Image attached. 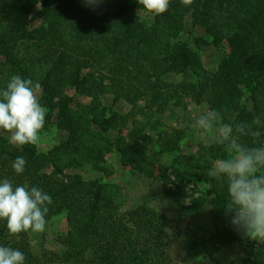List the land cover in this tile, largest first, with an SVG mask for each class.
<instances>
[{
	"label": "trees",
	"instance_id": "16d2710c",
	"mask_svg": "<svg viewBox=\"0 0 264 264\" xmlns=\"http://www.w3.org/2000/svg\"><path fill=\"white\" fill-rule=\"evenodd\" d=\"M37 3L45 27L30 30L29 15ZM136 11L153 14L152 22L138 18ZM185 32L192 35L193 45L182 38ZM207 47L223 54L214 71L204 64ZM108 57L116 68L109 76L111 87L98 83L90 104L75 102L69 91H80L82 69ZM168 72L181 73L182 80L168 83L163 77ZM13 75L40 83V103L47 108L44 129L55 126L66 136L45 153L39 144L10 143V133L0 130V180L42 189L53 200L46 219L65 213L70 230L58 238L61 251L44 246L37 250L34 232L11 235L7 221L0 220V245L22 251L25 264H171L167 216L147 203L124 210L123 188L109 180L107 157L112 152L124 168L141 172L148 137L126 138L127 115L105 105L101 95L113 93L115 103L122 98L146 99L163 111L174 95L184 94L207 103L211 110L227 109L224 123L231 122L229 117L247 123L257 116L264 120V0H193L188 6L171 0L168 11L160 15L148 12L138 0H103L95 6H86L84 0H0V89ZM52 109L57 111L54 122L48 117ZM259 130L264 141V128ZM182 139V132L176 131L164 139L162 151L178 150ZM242 141L253 146L251 137ZM212 150L227 156L217 143ZM17 157L26 161L21 174L12 167ZM182 157L161 165L157 173L141 172L162 183L176 202L182 193L165 185L169 167L180 179L211 180L201 176L199 160ZM72 169L103 176L85 180L79 173L67 172ZM211 181L192 205L180 207L198 213L215 193L225 203L223 214L213 223L218 235L225 244L248 246L250 237L226 215L227 194ZM199 245L197 239L190 244L195 250ZM252 264L264 260L256 258Z\"/></svg>",
	"mask_w": 264,
	"mask_h": 264
},
{
	"label": "rangeland",
	"instance_id": "374dc122",
	"mask_svg": "<svg viewBox=\"0 0 264 264\" xmlns=\"http://www.w3.org/2000/svg\"><path fill=\"white\" fill-rule=\"evenodd\" d=\"M40 9L41 3H37L29 15L28 28L30 30L45 27L43 18L39 14ZM136 16L148 23L153 20V14L144 11H136ZM188 29L190 30L191 26ZM192 31L194 34L199 33L197 29H192ZM182 38L193 45L192 35L189 32H185ZM222 55L221 52L212 47L204 48L203 60L206 69L216 70ZM113 60L108 57L102 62L89 61V67H84L81 71L85 79L81 84L80 91L75 89L69 91L75 102L90 104L93 99L91 92H95L98 83L103 82L108 89L111 87L109 76L116 72ZM163 77L164 80L173 85L182 80L181 73L176 72H168ZM38 94L41 95V89H39ZM101 96L105 105H110L127 115L129 122L124 127L123 133L126 138L133 141L132 137L139 139H144V136L148 137L149 148L147 157L139 167L141 172L151 170L157 173L161 165L169 166L174 159L183 156V159L192 157L199 160L200 166L202 165V169H199L201 176L210 177L208 171L213 162L223 159L218 152L213 153L212 146L216 144L215 141L210 137H204L194 127L198 115L211 110L207 103L197 102L193 97L179 94L178 96L174 95L173 102L166 110L158 111L157 105L154 108L151 107L146 99H135L136 101L129 102L122 98L115 103L113 93L107 92ZM131 99L134 100L133 96H131ZM48 117L54 122L57 111L55 109L50 110ZM176 131L182 132L183 135L180 148L176 151L163 152L161 146L164 139L173 137ZM65 136L66 134L59 131L55 126L43 129L38 143L40 150L45 153L48 152ZM107 159L108 167L112 171L109 180L123 188L122 203L124 204V210L140 203H147L167 216L170 243L166 250L171 264H252L256 258L264 260V242L250 238L248 246H238L236 244H225L220 238L213 223L216 218L223 214L221 208L225 203L217 198L218 196L215 193L208 197L205 206L198 213L192 210L185 211L180 207L181 205H192L194 198L211 187V180L216 182L218 191L227 194L226 180L220 181L212 177H210L211 180H201L200 178V180L196 178L180 179L178 171L173 167H169L165 185L171 191L177 192L180 190L182 193L179 201L176 202L172 196L165 193L162 183L147 179L141 172L137 171L138 169L124 168L116 152L110 153ZM205 161H208V163L204 164ZM67 172L69 174L79 173L85 180L97 179L103 176L102 173L76 169ZM222 226V221H219L218 228ZM69 230L70 226L66 214L56 215L47 220L43 232L32 234L33 246L37 250L44 246L50 250L61 251L62 246L58 238L67 234ZM195 239L201 242L196 250L190 246Z\"/></svg>",
	"mask_w": 264,
	"mask_h": 264
},
{
	"label": "clouds",
	"instance_id": "9594fccd",
	"mask_svg": "<svg viewBox=\"0 0 264 264\" xmlns=\"http://www.w3.org/2000/svg\"><path fill=\"white\" fill-rule=\"evenodd\" d=\"M102 2L84 0L86 6ZM138 3L156 15L171 6V0H138ZM181 3L188 6L193 0ZM40 88V83L31 78L13 75L6 87L0 89V130L10 133V143L18 146L39 143L47 122V108L40 103L38 94ZM227 111H205L198 115L194 127L223 146L227 154L226 158L214 161L208 171L210 177L227 181L226 215L251 239L264 242V141L259 130L264 128V120L257 116L247 123L229 117L231 122L224 123ZM242 137H251L253 146L244 143ZM25 165V159L17 157L12 167L21 174ZM52 203V197L38 187L27 183L14 186L7 178L0 180V220L7 221L11 235L43 232L48 205ZM25 259L19 249L0 245V264H25Z\"/></svg>",
	"mask_w": 264,
	"mask_h": 264
}]
</instances>
